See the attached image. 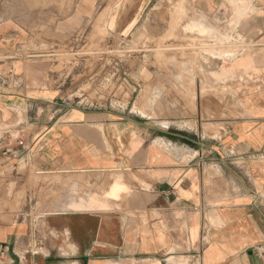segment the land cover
<instances>
[{
	"label": "crops",
	"instance_id": "0c3cea01",
	"mask_svg": "<svg viewBox=\"0 0 264 264\" xmlns=\"http://www.w3.org/2000/svg\"><path fill=\"white\" fill-rule=\"evenodd\" d=\"M94 26L128 49L97 70L126 108L73 99L48 59ZM263 244L264 0H0V264H264Z\"/></svg>",
	"mask_w": 264,
	"mask_h": 264
},
{
	"label": "rangeland",
	"instance_id": "374dc122",
	"mask_svg": "<svg viewBox=\"0 0 264 264\" xmlns=\"http://www.w3.org/2000/svg\"><path fill=\"white\" fill-rule=\"evenodd\" d=\"M196 27L198 28L199 26L197 25ZM186 30L194 32L188 30V27ZM197 33L205 35L199 31ZM237 43L234 42L233 46L239 47L240 45ZM127 50V48L120 49V47L114 45L112 40L107 39L102 27L94 26L89 31H84L83 40L78 39L71 46L58 47L51 50L50 54L52 56L48 57V59H52L56 65V71L59 74L61 73L62 78L72 84L73 99L80 98L83 94L84 98H87L85 100L87 105L95 103L96 100L99 101V104H102L106 101L107 96H112L116 92V95H124L122 100L125 102L120 107L126 108L129 91L124 87L115 90L109 82H105V85L101 84L102 82L98 81V76L102 80L103 73H98L97 70L100 63L113 64L116 61L118 62V59H123ZM192 51L194 53V50ZM204 51H208V49L205 48ZM104 54L106 56H103ZM114 57L117 58L116 61L113 59ZM111 75L110 73L108 76L104 75V77L109 81Z\"/></svg>",
	"mask_w": 264,
	"mask_h": 264
},
{
	"label": "built area",
	"instance_id": "2783aa9c",
	"mask_svg": "<svg viewBox=\"0 0 264 264\" xmlns=\"http://www.w3.org/2000/svg\"><path fill=\"white\" fill-rule=\"evenodd\" d=\"M18 144H19V146H22V145H23V142H19ZM260 247H261L260 250H261L262 255H263V257H264V244L261 245Z\"/></svg>",
	"mask_w": 264,
	"mask_h": 264
},
{
	"label": "bare ground",
	"instance_id": "6f19581e",
	"mask_svg": "<svg viewBox=\"0 0 264 264\" xmlns=\"http://www.w3.org/2000/svg\"><path fill=\"white\" fill-rule=\"evenodd\" d=\"M200 27H196V26H191V27H188V30H190V31H196L197 29H199ZM197 31H199V30H197Z\"/></svg>",
	"mask_w": 264,
	"mask_h": 264
}]
</instances>
